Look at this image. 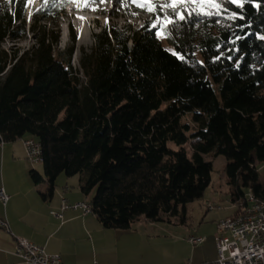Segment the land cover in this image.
I'll use <instances>...</instances> for the list:
<instances>
[{
	"label": "trees",
	"instance_id": "obj_1",
	"mask_svg": "<svg viewBox=\"0 0 264 264\" xmlns=\"http://www.w3.org/2000/svg\"><path fill=\"white\" fill-rule=\"evenodd\" d=\"M75 2L43 0L29 26L28 0H0V142L41 144L46 176L31 178L42 198L61 175L79 176L108 229L181 210L186 221L212 184L213 154L227 159L239 210L249 193L264 200V0H177L169 12L134 1L150 20L103 28L79 69L75 46L58 49V20ZM29 33V50L2 47Z\"/></svg>",
	"mask_w": 264,
	"mask_h": 264
},
{
	"label": "rangeland",
	"instance_id": "obj_2",
	"mask_svg": "<svg viewBox=\"0 0 264 264\" xmlns=\"http://www.w3.org/2000/svg\"><path fill=\"white\" fill-rule=\"evenodd\" d=\"M98 0L99 10L83 12L80 10L81 0L67 7L66 13L58 20L60 30V43L58 49L67 51L75 46L72 63L75 68H81V60L87 53H92L96 41L95 36L105 27H117L124 29L132 26L135 29L142 27L150 16L137 10L134 1H142L153 5L155 9L162 5L177 3V0ZM43 7V0H28L27 23L31 26L35 22L36 15ZM163 12H169L171 8H162ZM91 18L88 23L83 20ZM42 21L40 24H45ZM49 27L56 25L49 23ZM74 31V33H73ZM75 36V40H74ZM93 39L94 43L90 41ZM36 43L32 33L24 39H6L2 47L10 52L29 50ZM165 46L170 48L164 41ZM172 147H175L171 144ZM189 155L192 156L191 146L187 145ZM205 159L214 165L212 172V184L206 190L204 197L187 205V218L183 221L181 210L178 216H166L162 221H150L141 217L131 229L123 232L131 234L127 239L128 245L124 253L112 264H179L202 263L218 259V222L234 216L238 207L231 200L228 178L226 175L227 159L225 156L205 155ZM37 170L45 173L41 163L35 164ZM261 179L264 180V163L258 165ZM67 183L73 187L79 186V176L68 177L63 174L57 181L58 187ZM95 190L85 199L90 201L96 194ZM210 206L222 209L211 210ZM237 208V209H236ZM233 213V214H232ZM122 230V229H121ZM191 236H202L205 240L199 245L189 242Z\"/></svg>",
	"mask_w": 264,
	"mask_h": 264
},
{
	"label": "crops",
	"instance_id": "obj_3",
	"mask_svg": "<svg viewBox=\"0 0 264 264\" xmlns=\"http://www.w3.org/2000/svg\"><path fill=\"white\" fill-rule=\"evenodd\" d=\"M24 139L0 145V188L10 196L6 207L0 201V219L11 228V232L0 228V264H26L15 253L19 238L61 254L64 264H112L126 251L131 234L108 229L95 214L84 216L82 210L70 209L62 219L55 218L53 213L62 212L64 201L90 204L91 200L85 199L79 186H64L63 179L53 198L43 199L31 178L36 166L27 157ZM241 212L238 208L234 216Z\"/></svg>",
	"mask_w": 264,
	"mask_h": 264
},
{
	"label": "built area",
	"instance_id": "obj_4",
	"mask_svg": "<svg viewBox=\"0 0 264 264\" xmlns=\"http://www.w3.org/2000/svg\"><path fill=\"white\" fill-rule=\"evenodd\" d=\"M4 142H0L2 145ZM28 159L37 164L39 148L41 144L30 142L24 139ZM10 196L4 187L0 188V201L6 207ZM82 210L84 216L91 215L90 204L77 202L69 204L64 201L61 213H53L55 218H63V213L67 210ZM210 209H216L210 206ZM220 224V231L217 237L218 259L201 264H264V205H257L252 200V212L243 222L230 224L225 221ZM0 228L11 232L10 225L6 219H0ZM189 242L192 245H199L204 242L202 236H191ZM16 255L26 264H64L61 254L48 253L41 247L27 239L17 240ZM192 264V263H181Z\"/></svg>",
	"mask_w": 264,
	"mask_h": 264
},
{
	"label": "bare ground",
	"instance_id": "obj_5",
	"mask_svg": "<svg viewBox=\"0 0 264 264\" xmlns=\"http://www.w3.org/2000/svg\"><path fill=\"white\" fill-rule=\"evenodd\" d=\"M109 0H105L104 4L107 3ZM80 10H83V12H92V11H97L100 9L101 6L98 5V0H81L80 2ZM92 19L87 18L84 19V23H88ZM91 44L94 43L93 39L90 41ZM30 142H36L37 144H40L36 139L34 138H28ZM39 157L37 158V164L43 163L44 162V157L42 153V148H39ZM252 200L256 202L257 205H264V200H261L257 196H255L252 193L247 194V205L242 209V212L236 216L233 217H228L225 218V221H229L230 224H239L243 222L248 216H250V213L252 212ZM90 209H91V214H93V208L92 205L90 204ZM216 209L221 210L222 207H216ZM214 210V209H213ZM224 219L219 221L218 223H223ZM220 231V224H218V233Z\"/></svg>",
	"mask_w": 264,
	"mask_h": 264
},
{
	"label": "snow or ice",
	"instance_id": "obj_6",
	"mask_svg": "<svg viewBox=\"0 0 264 264\" xmlns=\"http://www.w3.org/2000/svg\"><path fill=\"white\" fill-rule=\"evenodd\" d=\"M233 2H237V0H233ZM137 6L138 7H144V8H146L147 11H150V12L154 11V7L151 4L146 5V4H139L138 3ZM201 6H202V4H201ZM211 6L216 7V8L219 7L218 4H212ZM161 7L162 8H164V7L172 8L175 11L176 5H175V3H172V4L162 5ZM180 18L183 19V16H181ZM169 23H171V21H169Z\"/></svg>",
	"mask_w": 264,
	"mask_h": 264
}]
</instances>
